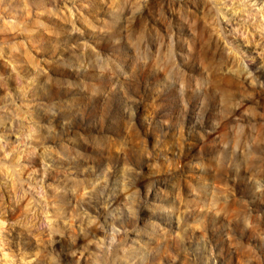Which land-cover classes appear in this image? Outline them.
Returning a JSON list of instances; mask_svg holds the SVG:
<instances>
[{
    "label": "clouds",
    "instance_id": "1",
    "mask_svg": "<svg viewBox=\"0 0 264 264\" xmlns=\"http://www.w3.org/2000/svg\"><path fill=\"white\" fill-rule=\"evenodd\" d=\"M0 264H264V0H0Z\"/></svg>",
    "mask_w": 264,
    "mask_h": 264
}]
</instances>
